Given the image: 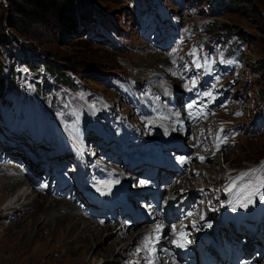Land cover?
Segmentation results:
<instances>
[{
	"label": "rangeland",
	"instance_id": "rangeland-1",
	"mask_svg": "<svg viewBox=\"0 0 264 264\" xmlns=\"http://www.w3.org/2000/svg\"><path fill=\"white\" fill-rule=\"evenodd\" d=\"M11 1L13 8L15 5L22 6L27 14L25 18L17 15L6 0H0V82L6 79L8 72L16 71L21 73L18 83L21 82L24 87L23 97L16 91L0 94V157L14 156L12 159L8 157L4 160L11 167L15 165L16 157H19L25 160V164L30 163L32 167L41 168L52 160L48 157L54 154L50 151L44 153L42 151L44 146L40 144L33 149V145L20 142L18 146L23 145L24 148L17 150L7 148L5 144L6 133L10 137L13 135L19 137L22 132H34L35 126L32 117L24 118V112L32 107L29 100L33 90H30L32 85L28 81V76L20 71V66L15 62L13 54L15 45L26 46V51H30V55L34 56L30 69L35 82L42 83L41 79L35 76L43 77L45 74L36 66L46 63L49 74L54 78H60L65 84H68L64 79L65 75L74 81L77 79L82 82L83 90L91 93L88 100L95 101V110L91 111V115L88 108L81 105L80 112L96 121L93 130L98 133L104 129L106 132L111 131L105 127V123L114 122L111 116L112 105L119 99V90L127 82L121 80L122 77L124 79L129 75L145 77L150 73L149 69H153V73H159L163 78L167 76L172 83H178L180 78L189 80V85L186 87L188 92L181 85H177L170 94L171 99L183 98L187 94L192 96L194 93H198L202 98L203 89L215 81L212 71L210 72L205 62L194 64L189 62V59H185V62H174L172 59L179 56V53L196 52L208 63H220L218 58L223 59L225 63L233 64L230 67L236 65L235 57L253 58L259 62L255 69L264 67V0H245L246 10L251 14L250 18L227 13L231 11L230 9L225 8L222 11L219 2L223 3L226 0H81L85 2L83 6L90 7L95 13L96 19L99 15L107 22L108 28L104 29L105 32H100L102 28L99 26L86 28L85 25H77L75 17L78 9L71 15L75 24L68 29L66 26H58L59 20L54 19L55 16H52L53 11L50 8L47 14H43L26 5L24 0ZM73 5L75 6V1ZM66 8L65 5L61 7V13H67ZM156 10L158 12H155ZM141 12L147 13L148 17H141L139 15ZM8 15L14 19L15 30L6 26L5 19ZM254 17L257 26L252 20ZM161 21L162 25L168 26L166 32L170 29L172 35L160 43L153 42L152 32L148 34L146 32L149 28L148 23ZM95 24L101 25L102 22ZM20 51L23 53L22 50ZM13 61L14 65H11ZM10 66L11 71H9ZM243 66L244 64L242 68ZM263 75L261 68L251 76L245 74L243 81L236 82L234 80L236 76L223 78L220 83H215L213 92L207 91L204 94L210 97L208 104L214 103L216 125L223 133V138L233 142L228 148V154L224 155V159L226 156L227 160H222L218 156L221 164L214 162L208 164L209 172L204 174L205 180L213 181L217 179V173L223 174L228 170L248 168L264 159ZM47 78L49 81L52 79ZM4 86L6 85L2 87ZM52 86L55 87V84ZM218 86L224 89L220 91L217 89ZM64 90L68 91L66 88ZM48 92L50 94V90ZM164 94H167V89L161 85L157 89V95ZM55 95L58 96L57 91ZM100 97L108 101L107 106L101 105ZM78 106L79 104L76 103L66 110L78 112ZM224 110L230 111L229 115ZM98 112L102 113L103 117H96ZM230 114L234 116L231 117ZM117 116L119 115H115ZM38 118L37 116V121ZM8 127L13 129L8 130ZM80 132L83 133V138H86L84 126L80 128ZM67 145L72 147V144ZM90 150L93 153L89 159L93 160L91 167L97 181L117 180L109 177L104 169H100L104 155L94 152L102 153L101 146L93 143L90 145ZM56 159L58 157L54 156L53 161L47 164L46 171L49 172L50 181L43 180L42 171L36 174L39 176L35 175L27 180L22 176L19 177L26 187L30 186L29 190L34 188V196L44 195L43 197L50 199L46 189L49 182L55 183L54 178L60 175ZM65 163L67 164V161ZM5 167L0 163V264H103L115 257L117 248L114 249L110 241L120 240L119 237H111L109 241L105 240V243H102L107 233L103 237L97 233H90L91 235L87 236L89 232L86 231L84 234L78 227L82 233L79 236L78 229L75 228L77 225L73 226L74 223L61 219L57 212V214L51 213L53 211L49 212L50 203L42 204L40 201H43V198L39 199L38 204L33 203V201L37 202L34 200L36 197H27L22 203L21 200L13 210V214L8 216L7 191L11 190L12 185L2 180L9 176ZM68 172L74 179L72 185L78 183L79 176L76 169L73 168ZM64 179L69 181L68 177ZM42 205H45L46 209L44 208L43 212L38 211ZM71 206L83 213L76 204L72 203ZM95 227L100 229L95 225L92 230ZM72 229H76L77 233L72 232ZM262 263L264 264V258L260 264ZM112 264L116 263L112 262Z\"/></svg>",
	"mask_w": 264,
	"mask_h": 264
},
{
	"label": "bare ground",
	"instance_id": "bare-ground-1",
	"mask_svg": "<svg viewBox=\"0 0 264 264\" xmlns=\"http://www.w3.org/2000/svg\"><path fill=\"white\" fill-rule=\"evenodd\" d=\"M25 58V57H24ZM258 62V61H257ZM256 62V64H257ZM176 106H178L177 104H169L167 103L164 107V114H167V119L164 121L166 124L165 126L167 128H171L173 130L176 129V125L175 123L180 121L178 119V113H181V109L177 108ZM180 111V112H179ZM182 121H185L184 123V129L186 130V139L190 133V135H192L193 133L195 134V138L194 140H192V145L194 146V151L192 153V156L195 157L197 155L196 150H201L206 154V161H211L214 162L215 164H221V160L218 159L217 157L220 156L222 160H227L226 156L224 159V155L228 154V144H222L220 145V147H222L220 149L221 153L220 154H216L215 150L216 147L213 145H207L205 148L202 147V141L203 139H205L203 131H204V127L206 124H208L209 122L206 120V123H204L203 120L200 119H189L187 117L184 116V114L182 113V117H181ZM139 124L142 126L143 131L146 132L148 129H150L152 132H157L158 128H160V133L163 132L165 130L164 126L161 125L160 121L154 122V123H146L143 121H139ZM202 148V149H201ZM187 152H185L184 150H181L178 152V154H186ZM108 162H103L101 163V165L108 171L112 172L114 171V173L123 175L124 173V169H125V163H119V166H117V164L113 161L112 158H107ZM23 162V161H21ZM22 166L25 167V163H22ZM197 167V166H196ZM113 169V170H112ZM211 169V168H210ZM128 171V169H127ZM126 171V172H127ZM16 170L12 167V170L10 172V176H8V178L5 180L10 186H14L16 184V182L18 181V176H16ZM13 177V178H12ZM12 178L10 181L9 179ZM213 181L216 184H219L218 181L216 179H213ZM232 182V181H230ZM179 185V182H178ZM11 186V189L13 188ZM193 187V185L191 186ZM67 189V187L65 188ZM65 189L63 191L59 192V195H63L66 193ZM77 195V194H76ZM28 196H26L27 198ZM26 198L22 199L20 197V195L16 194V196L11 199L9 201V206L6 208V211L8 212L7 215L10 216L11 214H13V210L16 209V207L19 205V202L21 201V203L23 202V200H25ZM35 198V197H34ZM69 199L72 201H74L75 197L73 195H70ZM17 200V201H15ZM37 202L33 203H37L38 201H40L39 199H34ZM42 202V204H46V200L44 199ZM71 202L68 201H57L55 199L49 201L48 203H50L48 206V211L51 213H55V214H59L61 216V219L63 220H67L68 222H72L74 223L73 226H76L75 228L78 229L79 232V236L82 235V233L79 231L80 227L84 234H86V231H88L89 233H87V236H90L91 234H95L97 233L98 235L100 234L102 237L104 236L105 233H107V235L103 238V242L105 243L109 241V239L111 237H119L121 240H112L111 245H113L114 249L117 248V253L115 254V257H112L110 259V262H105L103 264H112V262L116 263V264H123V256L125 255V252L129 251V243L126 244L127 241H131L133 238V233L126 236V234L124 232H117L114 228L111 229L110 226H104V227H100V229H97L95 227V229L92 227L94 226L93 222L88 221V219L77 209H74L71 205ZM20 203V204H21ZM32 203H30L31 205ZM21 206V205H20ZM45 205H42L40 207V209H38V211H44L46 208L44 207ZM58 206V207H57ZM244 206H246V203H241L237 206V208H243ZM55 207H57V209H55ZM45 208V209H44ZM5 209V208H4ZM5 211V210H4ZM57 212V213H56ZM40 221V220H39ZM39 221L37 223H39ZM42 222V221H41ZM36 223V222H35ZM115 230V231H113ZM76 231L72 229V232ZM77 233V231H76ZM91 233V234H90ZM79 238V237H78ZM136 237L133 238V240H135ZM107 244V243H106ZM105 246V245H104ZM114 251V250H113ZM114 254V252H113Z\"/></svg>",
	"mask_w": 264,
	"mask_h": 264
},
{
	"label": "trees",
	"instance_id": "trees-1",
	"mask_svg": "<svg viewBox=\"0 0 264 264\" xmlns=\"http://www.w3.org/2000/svg\"><path fill=\"white\" fill-rule=\"evenodd\" d=\"M12 7L13 10H15L16 14L22 17H27V14L23 11V7L22 6H18L15 5V7L13 8V3H11V0H6ZM75 1V6L73 5V2ZM24 3H26V5H28L29 7L34 8L36 11H39L43 14H47L48 13V9L50 8L53 12L52 16H55L54 19H58L59 21H57L58 26L62 27V26H66L68 29L71 28V26H73L75 24V20L71 17V15H73V13H75V11L78 9L77 11V15L75 18H77V25H84L85 23H93L95 22V18H94V12L91 10L90 7L87 6H83L85 5V2H81V0H24ZM66 6L67 8V13H61L60 8L63 6ZM219 5L221 6V10L223 11L225 8L230 9L231 11H228L227 13H231L233 15H236L238 17H251V14L248 13V11L246 10V1L245 0H226L223 3H221V1L219 2ZM70 8V9H69ZM74 12H73V11ZM101 15V14H100ZM253 22L255 23V25L257 26L258 24L255 22V17L252 18ZM6 21V26H8L9 29L11 30H15V28L13 27L14 25V19L12 18L11 15H8L7 18L5 19ZM88 24V25H89ZM8 42V41H7ZM46 67L48 66V64L46 63L45 65ZM56 68V67H55ZM58 69V68H56ZM262 73L264 74V68L262 69ZM264 76V75H263ZM68 84L70 83L69 80L65 77L64 78ZM264 80V77H263ZM62 81V80H61ZM63 82V81H62ZM14 81L12 79L9 80L8 82V88L9 89H14L15 85H14ZM3 85H5L4 82L0 83V87H2ZM6 88V86L2 87V89H0L1 91H3Z\"/></svg>",
	"mask_w": 264,
	"mask_h": 264
}]
</instances>
